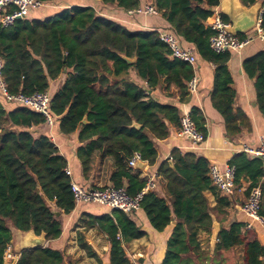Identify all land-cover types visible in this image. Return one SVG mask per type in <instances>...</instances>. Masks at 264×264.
<instances>
[{
  "label": "trees",
  "instance_id": "trees-1",
  "mask_svg": "<svg viewBox=\"0 0 264 264\" xmlns=\"http://www.w3.org/2000/svg\"><path fill=\"white\" fill-rule=\"evenodd\" d=\"M48 4L54 0H37ZM116 5L123 11L140 6V0H96ZM154 5L170 33L191 46L197 56L216 66L211 105L223 119L226 137L249 129L248 119L233 107L234 91L227 70L229 52L214 54L208 40L212 31L205 22L212 17L220 0H145ZM250 7L257 0H239ZM229 23L226 16L221 15ZM264 24V12L262 15ZM246 35H237L239 40ZM156 31H129L111 20L98 17L91 7H72L43 20H17L13 26H0L2 78L9 95L31 96L48 91L50 82L65 74L61 88L52 96L49 112L58 133L77 134L75 152L83 187L100 191L108 186L126 189L130 196L140 193L146 179L129 166L134 153L153 165L156 142L164 141L169 127H177L180 113L176 106L154 97L186 99V83L193 76L191 66L172 60ZM243 69L254 79L256 104L264 116V51L244 60ZM131 73L134 74L131 75ZM9 103L0 96V264L12 241L11 229L44 234L46 242L61 235L59 216L74 208L67 161L49 137L34 138L30 129L44 125L45 118L24 107L7 110ZM192 112L191 119L205 137L203 118ZM85 121V122H83ZM171 163L163 162L157 181L163 194L147 192L140 211L150 227L164 232L172 226L160 264H203L209 261L200 247L199 236L211 234L213 213L231 208L218 198L211 209L203 192L211 190L208 162L194 154L171 153ZM228 165L235 168V183L249 179L248 192L257 187L263 175L262 161L246 154L234 156ZM262 199V192H261ZM59 213V216H56ZM261 216V212L259 211ZM84 228H95L107 240L108 264H133L125 244L146 233L124 213L87 216ZM243 223L220 227L214 252L243 247L244 264H264V248L252 229ZM80 249L88 256L91 247L81 233ZM222 260L213 259V264ZM15 264H65L61 252L49 246L22 250Z\"/></svg>",
  "mask_w": 264,
  "mask_h": 264
},
{
  "label": "crops",
  "instance_id": "crops-1",
  "mask_svg": "<svg viewBox=\"0 0 264 264\" xmlns=\"http://www.w3.org/2000/svg\"><path fill=\"white\" fill-rule=\"evenodd\" d=\"M224 2L225 0H223V3L220 2L219 7H217L214 11L223 15L222 8ZM235 2L237 3V0H235ZM145 4V0H140V6ZM72 7H91L95 10L98 17L111 20L121 26H124L129 31L169 32L166 30L168 29V25L162 19L160 14L157 16H129L127 11L117 8L116 5H104L96 0H54L48 4H44L40 12L31 9L28 10L24 19L43 20L64 10L71 9ZM34 14L37 16H34ZM208 22L209 20L205 22V25H207ZM262 29L264 31V24L262 25ZM252 32L254 31L249 33ZM248 34L245 35L249 36ZM183 47L193 49L185 43H183ZM261 51H264V40L255 38L240 51L229 52L227 70L231 77L230 88L234 91V111L241 112L245 115L250 126L249 129L242 128L240 133L236 136L230 138L226 137L223 119L211 105L210 96L213 90V81L216 69V66L212 63L201 60L197 56V65L193 70V76L196 78V92L187 93L184 102L180 103L177 97H166L159 91V89L153 93L155 98L163 100L164 103L176 106L180 115L187 114L191 116L192 112L197 111V114L201 115L203 118L202 126L205 132V139L203 143L200 145H193L189 140L178 135L177 127L170 126L167 138L164 141L156 142L157 158L155 163L153 165H149L147 162H144L141 169L134 168L138 170L140 172V176L145 179L150 175L156 176L157 185L152 192L159 198H162L163 194L157 181V170L165 161H168L169 166H172L170 156L174 150H178L182 154H194L196 157L207 160L208 165L214 164L220 169H223L226 165H228L234 156L241 153L240 150L243 145L255 147L259 144L260 139L264 138V116L260 113L256 104V94L254 89L255 80L250 79L246 75L242 66L244 60ZM131 75L134 76L133 73H131ZM64 79L65 74L60 79L50 82L48 92L51 96H53L61 88ZM5 106L7 110H12L17 107L14 104H8ZM29 131L34 138H38L42 135L50 138L52 143L58 149L60 156L67 161V168L71 172L72 181L80 186H84L89 183L83 179L80 164L75 157V152L79 147L77 134L64 136L58 133L56 125H52L50 127L47 124L32 127ZM262 167L263 175L257 181V187L262 192L260 212L261 217L264 219V166L262 165ZM250 183L251 181L249 179L241 180L238 184H236L234 193L229 197L219 193V191L212 185L211 190L203 192V195L208 202V206L211 209L216 206L218 198H225L231 204V208L226 209L223 213H213L211 215L212 226L213 223H217L219 227L223 226L227 228L232 223L245 224L251 222L250 220H247L241 212V206L246 201L249 193L247 189L249 188ZM110 211L111 210L108 208L99 204H79L75 206L74 210L70 214H61L59 216L61 224L60 237L50 243L44 240L42 247L49 246L50 248L61 252L65 264H108V246L106 237L99 233L95 228L86 230L84 228V223L87 221L88 215L101 216L110 214ZM131 219L135 221L136 224L146 233V236L126 243L125 252L127 250L132 252V259L136 260L137 264H160L165 243L171 234L172 226L168 227L164 232L158 233L150 227L140 210L131 216ZM251 224V229L253 230L257 241L264 248V226L258 222H252ZM212 232L213 227L211 233ZM19 233L20 235H18L17 231L12 232L10 247L14 253H16L14 250L16 246L15 244L20 242V237L23 235V233ZM78 233H81L82 237H85L86 240L89 241L88 245L91 247L90 256H88L84 250L79 248L77 243ZM202 235L211 237L212 234L207 235L203 233L199 236L198 240H200ZM96 237L101 239V245L96 242ZM216 243L217 241L214 244V249ZM211 247L213 248V245H211ZM238 248L243 247L239 246L234 249ZM127 257L131 261L130 257ZM261 260L264 263V257H262ZM132 263L135 264L136 262Z\"/></svg>",
  "mask_w": 264,
  "mask_h": 264
},
{
  "label": "built area",
  "instance_id": "built-area-1",
  "mask_svg": "<svg viewBox=\"0 0 264 264\" xmlns=\"http://www.w3.org/2000/svg\"><path fill=\"white\" fill-rule=\"evenodd\" d=\"M261 1V7L257 12L256 27L253 29L255 36H246L245 39L239 40L237 36L229 32L230 24L222 20L221 14L213 11L212 17L208 20L206 25L211 31L208 43L209 48L214 54H223L225 52H237L251 43L253 39L259 38L264 40V31L262 29V15L264 12V0ZM44 4L37 0H0V26L2 28H9L19 19L25 18L28 10H37L43 7ZM215 10V9H214ZM129 16L144 15L157 16L159 13L154 5L145 4L136 9L127 11ZM158 39L170 51V58L183 62L194 70L197 65V55L191 48L181 47L178 39L170 32L156 31ZM3 61L0 59V95L9 104H14L18 107L27 108L35 113L41 114L45 118V124L53 125L52 117L49 112L50 102L52 96L48 91L42 93H35L31 96H24L21 94L9 95L7 86L2 78ZM187 93L196 92V78H192L186 83ZM177 132L180 137L189 140L193 145H200L204 141L203 134L198 131L195 123L187 114H182L179 117ZM241 153L246 154L249 158H257L262 161L264 166V138L260 139L259 144L255 147L243 145ZM144 163L137 153H134L129 161V166L136 168L137 164ZM65 175L70 178V190L72 193L75 206L79 204H99L109 210H117L127 216H133L140 209V204L143 196L147 192H152L156 188V176L150 175L146 178L145 186L142 191L135 196L127 194L126 189L114 188L108 186L100 191H93L86 189L83 186L72 181L71 172L66 168ZM207 177L210 184L215 187L219 193L224 196H230L234 193L236 188L235 183V168L226 165L220 169L214 164L208 165ZM261 208V191L258 187L249 191L246 201L241 206V212L247 220L251 222L245 223L244 231L252 228V222H258L264 226V219L259 215ZM19 253H14L10 247L7 246L4 253V264H15Z\"/></svg>",
  "mask_w": 264,
  "mask_h": 264
},
{
  "label": "water",
  "instance_id": "water-1",
  "mask_svg": "<svg viewBox=\"0 0 264 264\" xmlns=\"http://www.w3.org/2000/svg\"><path fill=\"white\" fill-rule=\"evenodd\" d=\"M223 3V0L220 1ZM257 6V7H256ZM261 7V1H257L254 5L250 7H244L241 5L240 1L237 0V5L234 0H228L226 3V9L223 8V15L227 17L230 29L229 32L234 35H245L249 32L253 31L256 27L257 21V12ZM19 20V19H18ZM85 122V121H83ZM143 167V163L137 164L136 168L141 169ZM56 216H59V213H56ZM213 232L211 235V245H214L217 241V236L220 231V227L217 223H213ZM13 231H17L15 229H11V233ZM18 235H20V231H17ZM23 235L20 237V242L15 245V252L20 253L22 250L26 249H34L37 247H42L44 243V234L40 236H35L32 231L29 232H21ZM26 238H29V244L25 245ZM18 241V240H17Z\"/></svg>",
  "mask_w": 264,
  "mask_h": 264
},
{
  "label": "rangeland",
  "instance_id": "rangeland-1",
  "mask_svg": "<svg viewBox=\"0 0 264 264\" xmlns=\"http://www.w3.org/2000/svg\"><path fill=\"white\" fill-rule=\"evenodd\" d=\"M42 8L36 10L37 12H40ZM34 16H37L36 14H34ZM249 36H255V33H249ZM212 234V233H211ZM92 235V234H90ZM93 236V235H92ZM85 238V237H84ZM97 238V237H96ZM96 242L101 245L102 241L100 238H97ZM85 241L87 244H89V241L86 240ZM200 247L202 249V251L204 252V254H206L209 257V261L203 264H213V259L215 260H222V263L220 262V264H244V260H243V248H238V249H233L231 251L228 252H218L215 253L214 252V245L213 248L211 247V237H206V236H201L200 237ZM127 252V256L130 257L132 262H136L135 264H137L136 260L132 259V252H130L129 250L126 251Z\"/></svg>",
  "mask_w": 264,
  "mask_h": 264
},
{
  "label": "bare ground",
  "instance_id": "bare-ground-1",
  "mask_svg": "<svg viewBox=\"0 0 264 264\" xmlns=\"http://www.w3.org/2000/svg\"><path fill=\"white\" fill-rule=\"evenodd\" d=\"M228 0H225L224 4H223V9L225 10L226 9V3H227ZM235 2V0H234ZM235 4L237 5V3L235 2ZM29 244V238H26V241H25V245H28Z\"/></svg>",
  "mask_w": 264,
  "mask_h": 264
}]
</instances>
